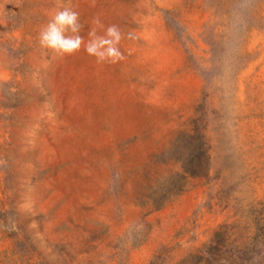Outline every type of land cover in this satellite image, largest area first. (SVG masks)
I'll use <instances>...</instances> for the list:
<instances>
[{
	"label": "rangeland",
	"instance_id": "rangeland-1",
	"mask_svg": "<svg viewBox=\"0 0 264 264\" xmlns=\"http://www.w3.org/2000/svg\"><path fill=\"white\" fill-rule=\"evenodd\" d=\"M58 3L126 59L41 48ZM207 251L264 264V0H0V264Z\"/></svg>",
	"mask_w": 264,
	"mask_h": 264
},
{
	"label": "clouds",
	"instance_id": "clouds-1",
	"mask_svg": "<svg viewBox=\"0 0 264 264\" xmlns=\"http://www.w3.org/2000/svg\"><path fill=\"white\" fill-rule=\"evenodd\" d=\"M94 25L88 31V39L80 35L83 25L80 15L70 6L57 4L48 22L38 33L41 48L50 50L58 57L74 56L82 50L90 57H94L97 64H117L126 59L120 49L125 34L117 25L105 28L99 16L92 21ZM102 30V34H101ZM128 39L132 35L127 34Z\"/></svg>",
	"mask_w": 264,
	"mask_h": 264
},
{
	"label": "trees",
	"instance_id": "trees-1",
	"mask_svg": "<svg viewBox=\"0 0 264 264\" xmlns=\"http://www.w3.org/2000/svg\"><path fill=\"white\" fill-rule=\"evenodd\" d=\"M207 254L209 255V258H210L208 264H212V261L214 260V258L212 257V253L207 251Z\"/></svg>",
	"mask_w": 264,
	"mask_h": 264
}]
</instances>
